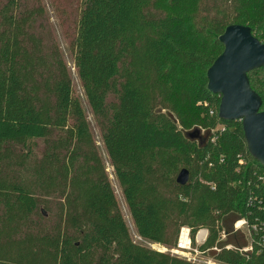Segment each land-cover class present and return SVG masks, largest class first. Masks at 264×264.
Segmentation results:
<instances>
[{"label":"trees","instance_id":"obj_1","mask_svg":"<svg viewBox=\"0 0 264 264\" xmlns=\"http://www.w3.org/2000/svg\"><path fill=\"white\" fill-rule=\"evenodd\" d=\"M43 15L41 0H0V264H201L131 239ZM74 25V67L138 236L172 249L182 228L193 246L206 229L212 260L264 264V168L241 123L218 119L206 77L228 26L264 43V0H78ZM230 214L246 252L213 249Z\"/></svg>","mask_w":264,"mask_h":264},{"label":"water","instance_id":"obj_2","mask_svg":"<svg viewBox=\"0 0 264 264\" xmlns=\"http://www.w3.org/2000/svg\"><path fill=\"white\" fill-rule=\"evenodd\" d=\"M222 53L207 70V89L220 97L218 119L239 121L250 156L264 168V109L261 97L251 88L248 73L261 69L264 76V43L251 33L248 26L230 25L219 37ZM189 173L183 169L176 182L187 183ZM236 214L221 220L225 239L216 249L235 248L246 252L249 242L241 230L234 226L241 221Z\"/></svg>","mask_w":264,"mask_h":264},{"label":"rangeland","instance_id":"obj_3","mask_svg":"<svg viewBox=\"0 0 264 264\" xmlns=\"http://www.w3.org/2000/svg\"><path fill=\"white\" fill-rule=\"evenodd\" d=\"M77 3H78V0H41V6L44 11L43 16L48 24V27L53 37L55 38L56 43L59 46L64 62L66 63L67 68L70 72L74 96L80 99L81 104L83 108L85 109L87 119L91 123V126L93 128L95 141L99 148V152L102 156L104 166L106 169V173L108 175L109 181L113 188L119 209L123 216L124 222L128 228L131 239L133 240V242L137 244H141L153 250L165 248L161 245H158V244L154 245L152 243L144 241L138 236L136 229L134 227V224L132 222L130 213L128 211L126 202L122 195V190L119 186L117 179L114 176L112 168L109 166L108 159H107L105 150L103 148L100 135L98 133V129L94 125L93 117L87 106V103H86V100L83 94V89H82L81 83L78 79V76H77V73L74 67L72 50L70 48V42L72 40V37L74 35V30H75L74 22H75V10H76ZM249 74L251 76V80L253 79L257 82L256 89L258 93L259 92L263 93L261 91L262 86L259 85L261 78L264 79L263 71L261 69H257V70L251 71ZM239 226H240L239 227L240 230L246 235L248 241L250 242L251 240L250 232L246 228L244 222L241 221L239 223ZM201 230H205L207 234H209L206 229H200L199 231ZM207 238H208V235H207ZM205 242L206 241H204L203 243H200L198 239H195L194 241L193 247L198 248L197 249L198 250L197 259L200 262L206 261L205 262L206 264H221L219 262L212 260V258L210 257V254L208 255L205 252L201 251L202 249H200V247H202L205 244Z\"/></svg>","mask_w":264,"mask_h":264},{"label":"built area","instance_id":"obj_4","mask_svg":"<svg viewBox=\"0 0 264 264\" xmlns=\"http://www.w3.org/2000/svg\"><path fill=\"white\" fill-rule=\"evenodd\" d=\"M211 114H213V113L211 112ZM241 221L244 222V220H241ZM241 221H239L234 226L235 230H240V228H238V225ZM244 224H245V222H244ZM200 232H203L202 236H199ZM207 235L208 234L205 230L198 231L195 234L194 241H195V239H198L200 241V243H203L204 241H206ZM224 239H225V236H224V232H223V239L222 240H224ZM227 248H230V247H227ZM197 249L198 248H194L192 245V241L190 238V230L188 228H182L179 232L178 239H177V242H176V245L174 248H172V249L162 248V249H156L155 251L167 252V253H170L171 255H175V256H178L180 258H183L188 262L206 264L205 263L206 261L200 262L197 259V257H198V250ZM213 249L217 250L216 248H213ZM247 250H248V248L245 249V251H247Z\"/></svg>","mask_w":264,"mask_h":264},{"label":"bare ground","instance_id":"obj_5","mask_svg":"<svg viewBox=\"0 0 264 264\" xmlns=\"http://www.w3.org/2000/svg\"><path fill=\"white\" fill-rule=\"evenodd\" d=\"M238 228H239V225H238ZM202 234H203V232H200V233H199V236H202Z\"/></svg>","mask_w":264,"mask_h":264}]
</instances>
